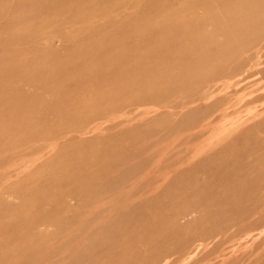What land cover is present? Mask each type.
<instances>
[{
    "label": "rangeland",
    "instance_id": "obj_1",
    "mask_svg": "<svg viewBox=\"0 0 264 264\" xmlns=\"http://www.w3.org/2000/svg\"><path fill=\"white\" fill-rule=\"evenodd\" d=\"M0 264H264V0H0Z\"/></svg>",
    "mask_w": 264,
    "mask_h": 264
}]
</instances>
